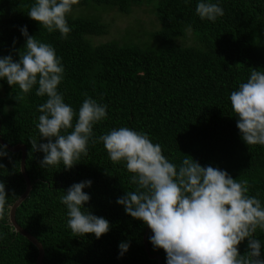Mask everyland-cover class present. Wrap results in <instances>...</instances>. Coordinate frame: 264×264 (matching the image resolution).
<instances>
[{"label":"trees","instance_id":"trees-1","mask_svg":"<svg viewBox=\"0 0 264 264\" xmlns=\"http://www.w3.org/2000/svg\"><path fill=\"white\" fill-rule=\"evenodd\" d=\"M36 0H0V58L25 48L21 29L52 45L65 68L58 86L65 102L78 113L83 94L108 106L107 118L93 127L94 137L113 129L129 127L149 135L162 146L163 154L177 166L185 155L201 166L218 167L234 179L249 182V195L264 206V146L247 145L237 127L230 94L247 82L250 69L264 70V0H211L224 9L215 22L196 13L200 0H78L67 17V36L48 32L27 14ZM151 6L159 27L147 33L142 45L107 42L94 45L91 38L107 33V26L92 12L115 9L129 14L134 8ZM91 11V12H90ZM89 12V13H88ZM191 31H188V26ZM191 35V44L181 43ZM22 93L0 79V135L4 143L22 144L27 149L25 167L32 189L16 211V222L34 236L44 249L43 264H157L145 252L143 237L147 225L129 216L119 197L134 191L132 173L126 163L111 161L103 143H89L72 169L63 163L41 166L44 153L33 150L39 143V105L47 97ZM17 95L22 99L17 100ZM75 120L73 121V125ZM72 129H69L70 132ZM21 153L0 157V181L7 193L6 215L0 220V264H36L38 251L9 225V210L25 191L20 172ZM92 181L84 191L90 201L84 205L110 223L107 234L76 235L67 226V207L61 202L73 184ZM147 237L150 253L167 264L166 253L156 249ZM264 259V231L255 233ZM121 242L129 249L120 255ZM248 241L239 246L248 252Z\"/></svg>","mask_w":264,"mask_h":264},{"label":"clouds","instance_id":"clouds-1","mask_svg":"<svg viewBox=\"0 0 264 264\" xmlns=\"http://www.w3.org/2000/svg\"><path fill=\"white\" fill-rule=\"evenodd\" d=\"M77 2L36 0L27 15L48 32L58 30L67 36L71 31L67 17ZM196 13L215 22L224 15V9L211 0H200ZM21 32L26 46L18 52V61L12 55L0 58V79L22 93L38 86L35 94L47 97L39 105L41 115L36 125L47 142L31 140L33 150L44 153L42 167L62 162L70 170L82 155H87L90 142H102L111 161L126 163L127 171L133 174L131 183L136 185L117 203L151 229L149 240L154 248L166 253L167 264H264L262 245L255 236L258 229L264 231V206L256 196L249 195L248 180L234 179L218 167L201 166L188 155L177 166L148 134L129 127L94 137L93 127L107 118L108 106L84 93L82 106L78 113L74 111L58 91L65 68L54 47L29 35L27 26ZM250 72L247 82L231 92L230 103L242 140L247 145L264 146V70L253 68ZM7 155V146L0 145V157ZM91 186L90 180L73 184L63 192L61 202L67 207V226L74 234H94L99 239L111 226L107 219L85 209L90 196L84 189ZM7 201L6 186L0 181V220L6 215ZM245 240L249 250L241 255L239 246ZM129 246L120 243L121 256Z\"/></svg>","mask_w":264,"mask_h":264},{"label":"rangeland","instance_id":"rangeland-1","mask_svg":"<svg viewBox=\"0 0 264 264\" xmlns=\"http://www.w3.org/2000/svg\"><path fill=\"white\" fill-rule=\"evenodd\" d=\"M91 12V11H90ZM89 13V12H88ZM87 12L78 9L73 12L74 16L86 15ZM106 24L107 33L103 36L91 38L94 45L107 42H117L118 44L142 45L148 42L147 33L157 30L159 24L152 12L151 6H141L134 8L129 14H120L115 9H100L91 13ZM181 43L188 46L191 44V35L181 40Z\"/></svg>","mask_w":264,"mask_h":264},{"label":"water","instance_id":"water-1","mask_svg":"<svg viewBox=\"0 0 264 264\" xmlns=\"http://www.w3.org/2000/svg\"><path fill=\"white\" fill-rule=\"evenodd\" d=\"M0 129H1V125H0ZM0 145H6L7 146V151L10 153H21V161H20V172L21 175L24 179L25 182V191L22 193V195L13 203V205L11 206L10 210H9V225L13 228V231L16 234L21 235L22 237H24L25 239H27L38 251V256H37V260H36V264H43V260H44V249L41 245V243L31 234H29L27 231H25L22 227H20L17 222H16V211L17 209L20 207V205L27 199V197L29 196L31 189H32V185H31V181L26 173V167H25V160H26V154H27V149L24 145L22 144H17L15 146H10L6 143H4V141L1 138L0 135ZM150 228L146 227L145 229V234L143 237V243H144V247H145V252L148 255V258L150 260H157V264H162L161 262V258L157 255L151 254L150 253V249L147 243V237L149 234Z\"/></svg>","mask_w":264,"mask_h":264}]
</instances>
